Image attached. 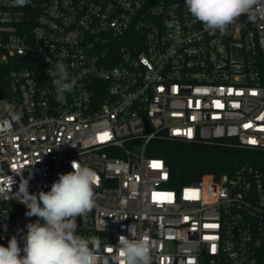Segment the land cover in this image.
I'll return each mask as SVG.
<instances>
[{"label": "built area", "instance_id": "1", "mask_svg": "<svg viewBox=\"0 0 264 264\" xmlns=\"http://www.w3.org/2000/svg\"><path fill=\"white\" fill-rule=\"evenodd\" d=\"M57 62L76 82L64 103L47 73ZM5 101L23 117L0 137V245L16 236L23 248L38 219L25 215L20 183L50 191L76 160L99 177L76 230L100 239L98 264H113L109 248L132 225L152 241V264H264V155L180 190L147 155L157 139L232 138L264 153L259 14L221 32L185 0H0V120Z\"/></svg>", "mask_w": 264, "mask_h": 264}, {"label": "clouds", "instance_id": "2", "mask_svg": "<svg viewBox=\"0 0 264 264\" xmlns=\"http://www.w3.org/2000/svg\"><path fill=\"white\" fill-rule=\"evenodd\" d=\"M30 2L13 0L19 8ZM185 6L206 29L221 32L241 15L246 14L253 22L258 14L264 18V0H185ZM47 73L52 78L55 99L66 102L65 94L71 93L76 83L69 79L67 66L57 62ZM3 110L7 117L0 120V137L8 138L13 133V122L19 123L23 113L6 101ZM71 167V172L59 174L50 191L42 190L38 195L29 192L27 180L20 183L19 202L28 209L25 215L38 219L26 225L23 248L16 236L9 239L7 246L0 245V264H98L100 239L82 237L76 230L77 217L87 214L95 205L94 187L99 177L95 170L79 161L73 160ZM128 232L131 238L120 235L118 243L109 248L115 250L113 264H152V241L147 235L137 238L134 225Z\"/></svg>", "mask_w": 264, "mask_h": 264}, {"label": "trees", "instance_id": "3", "mask_svg": "<svg viewBox=\"0 0 264 264\" xmlns=\"http://www.w3.org/2000/svg\"><path fill=\"white\" fill-rule=\"evenodd\" d=\"M147 155L165 161L171 173L168 186L180 190L208 174L219 178L244 164L257 166L264 153L240 148L232 138L213 143L157 139L149 145Z\"/></svg>", "mask_w": 264, "mask_h": 264}, {"label": "snow or ice", "instance_id": "4", "mask_svg": "<svg viewBox=\"0 0 264 264\" xmlns=\"http://www.w3.org/2000/svg\"><path fill=\"white\" fill-rule=\"evenodd\" d=\"M105 137H107L108 136V133H104L103 134ZM251 142H253V143H255V141H251ZM154 167H159V165H153ZM154 195V199H155V197H156V194H153ZM212 227H215L214 225L212 226ZM215 249V246H213V250Z\"/></svg>", "mask_w": 264, "mask_h": 264}]
</instances>
